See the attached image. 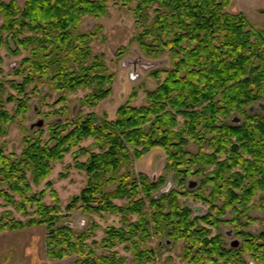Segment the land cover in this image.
I'll use <instances>...</instances> for the list:
<instances>
[{
	"label": "trees",
	"instance_id": "16d2710c",
	"mask_svg": "<svg viewBox=\"0 0 264 264\" xmlns=\"http://www.w3.org/2000/svg\"><path fill=\"white\" fill-rule=\"evenodd\" d=\"M232 3L0 0V51L22 56L13 72L19 81H8L14 94L0 99V137L29 111L30 88L61 94L53 104L61 105L55 114L63 116L67 95L84 93L76 114L52 124L46 140L42 134L28 138L18 157L0 146V232L42 226L45 256L70 264H126L118 247L130 252L132 264H145L152 236L182 242L193 264H246L244 254L264 264V233L242 229L252 209L264 214V113L249 112L264 104V31L243 13L228 12ZM111 5L134 18L129 44L148 59H169V68L150 71L156 87L144 91L145 103H124L113 120L83 113L112 95L115 77L92 50L102 28L81 30L84 18L102 19ZM136 98L134 90L129 99ZM8 103L15 105L13 113ZM153 149L165 156L156 180L134 172ZM67 156L86 183L62 209L50 177ZM170 174L177 189L156 197ZM190 178L197 179L192 190ZM181 197L207 205L208 212L195 215ZM75 211L89 218L81 230L67 223ZM226 213L241 238L236 248L219 232ZM94 217L117 223L103 229Z\"/></svg>",
	"mask_w": 264,
	"mask_h": 264
},
{
	"label": "rangeland",
	"instance_id": "374dc122",
	"mask_svg": "<svg viewBox=\"0 0 264 264\" xmlns=\"http://www.w3.org/2000/svg\"><path fill=\"white\" fill-rule=\"evenodd\" d=\"M3 1L9 2L11 0ZM16 1L20 5L24 2V0ZM228 12L243 13L252 25L264 31V0H233ZM1 22L0 18V25ZM99 26L102 28V32L99 38L92 43V50L94 54L102 55L115 80L112 85V95L103 101L98 108L84 109L83 113L95 112L98 116L106 115L109 120H113L117 108L124 103L129 102L133 106H141L145 103L144 91L153 90L156 87V82L149 77L150 71L169 68V59L167 56L148 59L140 53L135 43L129 44V41L136 34V29L134 18L127 8L111 5L107 16L102 19L84 18L81 30L89 31ZM0 58V86L4 87L0 99L5 100L6 94H14L8 89V81H19L13 76V72L22 56H13L2 49ZM29 90L31 92L29 94V111L24 117H19L6 126V135L0 137V146L4 148V152L8 156L18 157L24 149L25 140L28 138L38 137L42 134L43 139L46 140L48 128L54 123L64 122L66 119L70 120L79 109V99L84 95L83 92H78L76 95L68 94L66 104L69 112L63 116L59 113L55 114L61 105L53 104L61 94L50 91L46 86H40L38 93L33 92L31 88ZM134 90L137 92V98L130 100L129 97ZM5 108L13 113L15 105L8 103L5 104ZM39 121L42 122V126L36 127ZM188 148L191 151L196 149L192 144ZM164 163L163 151L153 149L134 164V172L135 174H146L150 179L156 180L162 173ZM72 164V158L67 156L62 163L53 166V173L50 177L62 209L73 196L80 193L86 183L84 174L75 170ZM61 175H64V178H61ZM171 177V174L167 175V182L156 197L171 189H177ZM196 182V178H190L187 181L188 184H197ZM42 188L35 189V191ZM46 202L50 204L49 197L46 198ZM180 203L190 208L198 216L206 214L209 210L207 205L194 202L192 198L181 197ZM248 214L250 217L249 224L242 229L254 235L264 233V214L256 208ZM94 219L103 229L117 223V219L113 217L108 218L106 222L95 217ZM224 219L227 221L219 226V232L223 236L225 244L230 246L232 242L237 241L239 246L241 238L236 235L237 230L233 228L234 225L229 223L231 216L226 213ZM67 223L74 230H81L88 225L89 218L85 217L81 211H75ZM45 233V228L42 226L14 232H0V264H70L71 259L52 261L45 256ZM101 236L102 233L99 232L97 239H100ZM147 245L152 249V254L151 260L145 264H193L185 259L186 253L183 251L184 244L182 242L174 243L168 239L152 236ZM117 251L127 258L126 264H132V256L129 251H126L124 247H118ZM243 258L246 264L257 262L249 255L244 254Z\"/></svg>",
	"mask_w": 264,
	"mask_h": 264
},
{
	"label": "water",
	"instance_id": "95a60500",
	"mask_svg": "<svg viewBox=\"0 0 264 264\" xmlns=\"http://www.w3.org/2000/svg\"><path fill=\"white\" fill-rule=\"evenodd\" d=\"M254 110L256 111H260V112H263L264 113V104L262 103H258L255 107H251L249 109V112L252 113ZM42 126V122L39 121L37 124H36V127H41ZM195 184L194 183H190L189 184V187H193ZM238 246V242L237 241H234L231 243V247L232 248H236Z\"/></svg>",
	"mask_w": 264,
	"mask_h": 264
},
{
	"label": "flooded vegetation",
	"instance_id": "af4514ba",
	"mask_svg": "<svg viewBox=\"0 0 264 264\" xmlns=\"http://www.w3.org/2000/svg\"><path fill=\"white\" fill-rule=\"evenodd\" d=\"M195 186H193V187H189L190 189H193ZM230 247H231V244H230ZM249 264H260V261H257L256 263H253V262H249Z\"/></svg>",
	"mask_w": 264,
	"mask_h": 264
}]
</instances>
